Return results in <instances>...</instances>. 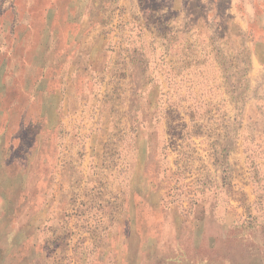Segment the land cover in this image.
<instances>
[{
	"label": "rangeland",
	"instance_id": "rangeland-1",
	"mask_svg": "<svg viewBox=\"0 0 264 264\" xmlns=\"http://www.w3.org/2000/svg\"><path fill=\"white\" fill-rule=\"evenodd\" d=\"M112 1L28 125L0 264H264V14Z\"/></svg>",
	"mask_w": 264,
	"mask_h": 264
},
{
	"label": "crops",
	"instance_id": "crops-1",
	"mask_svg": "<svg viewBox=\"0 0 264 264\" xmlns=\"http://www.w3.org/2000/svg\"><path fill=\"white\" fill-rule=\"evenodd\" d=\"M97 2L99 12L112 11L106 10L112 0H0V196L8 201L13 196L15 204L16 192L27 188L28 173L35 171L32 157L38 154L28 146V127L36 121L45 124L51 99L65 97L67 88L57 86L59 73L68 76L64 66L91 28L87 14ZM244 7L264 14L263 0ZM10 221L7 216L0 223V241Z\"/></svg>",
	"mask_w": 264,
	"mask_h": 264
}]
</instances>
